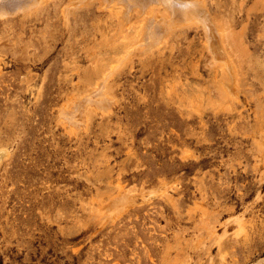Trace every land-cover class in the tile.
Returning <instances> with one entry per match:
<instances>
[{"label": "rangeland", "instance_id": "rangeland-1", "mask_svg": "<svg viewBox=\"0 0 264 264\" xmlns=\"http://www.w3.org/2000/svg\"><path fill=\"white\" fill-rule=\"evenodd\" d=\"M63 1L25 28L24 18H0V147L9 151L0 162V264H169L178 255L181 264H264V215L231 218L264 195V0H208L247 52L237 106L220 101L221 71L191 29L133 56L111 89L120 104L105 114L88 106L89 130L62 124L60 109L69 94H85L88 70L125 45L96 2L64 25ZM195 109L206 128L199 139ZM163 179L172 185L151 202L99 223L98 205L119 183L151 189ZM211 219L232 247L203 254L198 234Z\"/></svg>", "mask_w": 264, "mask_h": 264}, {"label": "bare ground", "instance_id": "bare-ground-1", "mask_svg": "<svg viewBox=\"0 0 264 264\" xmlns=\"http://www.w3.org/2000/svg\"><path fill=\"white\" fill-rule=\"evenodd\" d=\"M50 1L0 0V18H24L21 26L25 28L28 22L44 20L46 16L50 15ZM95 2L99 9L108 10L109 15L115 18L120 40L125 45L123 54L115 56L109 65L95 64L91 71L88 70L86 72L88 83L85 94H69L64 105L62 104L64 106L60 109V117L64 120L61 122L62 124L68 123V127L81 124L84 125L82 128L89 130L91 111L88 106H98L100 110L102 108L105 111V114L112 110L111 106L115 105V103L120 104L116 96L112 94L111 89L116 84L115 76L123 71L133 59V56H144L168 43L177 35L187 33L191 29H200L202 31L204 47L209 53L211 61L221 71V76L217 78L220 101L226 102L230 106H237L241 94L240 72L242 67L240 60H244L245 57L242 59L241 56L243 57L242 54L246 55L247 52L243 47L242 37L233 30L232 26L224 18L223 12L213 13L211 11L208 0H192L193 8L182 14L175 9H170V0H64L61 8V20H63L64 25L70 24L72 15L78 14L79 11L90 10V7ZM182 3L183 0H175V8L180 9ZM211 108L215 114H218L222 106H211ZM191 109H194V107L192 106ZM102 110L101 113L103 112ZM96 111L98 112V110ZM198 114L201 117L199 139L204 136L206 128L202 112ZM189 115L192 114L190 113ZM184 123L187 122H180L183 125ZM69 133L72 132L69 131ZM179 137L180 135L175 134L172 139L179 141ZM181 152L183 157H188L192 154L188 148L184 149V147ZM7 154H9V151L5 146L0 147V162ZM260 156L264 160V149L261 150ZM261 181L264 182V176H262ZM170 185H172L170 181L165 179L160 181L158 187L151 189H148L144 184L136 188H129L119 183L117 185L118 194L111 198L108 203L101 202L98 205L99 223L106 224L107 215L118 214L121 210H124L125 215L129 216L132 209L139 210L140 206L151 202L156 196L166 191ZM237 192L243 199L245 192L241 193V188L237 189ZM171 205L175 207V203ZM117 209H120V211L117 212ZM237 211L235 210V213ZM124 212L122 215H124ZM257 213L264 215L263 190L257 191V202L253 205H244L243 211L235 217L231 216V218L234 221L242 222L248 215L255 216ZM113 215L111 216L113 217ZM122 215L120 214V216ZM117 216L119 217V214ZM112 220L109 221L113 222L114 220ZM217 222H219L218 219L213 221L211 219L199 231L198 237L200 239L197 248L203 254H208L215 244L220 248L232 247L231 241H223L217 235L216 228L220 224ZM176 242L180 243L178 234L176 235ZM169 249L170 246L167 245L162 257L163 260L170 253ZM148 257L153 260L152 253H148ZM178 260L179 255L169 264H173V261H176L175 264H181L182 261L179 263ZM257 262L259 261L257 260Z\"/></svg>", "mask_w": 264, "mask_h": 264}, {"label": "clouds", "instance_id": "clouds-1", "mask_svg": "<svg viewBox=\"0 0 264 264\" xmlns=\"http://www.w3.org/2000/svg\"><path fill=\"white\" fill-rule=\"evenodd\" d=\"M193 8L192 0H183L180 9L175 8V0H170V9H175L178 13L182 14Z\"/></svg>", "mask_w": 264, "mask_h": 264}]
</instances>
